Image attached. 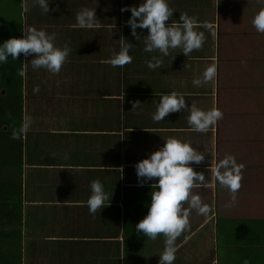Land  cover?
<instances>
[{
	"label": "crops",
	"instance_id": "0c3cea01",
	"mask_svg": "<svg viewBox=\"0 0 264 264\" xmlns=\"http://www.w3.org/2000/svg\"><path fill=\"white\" fill-rule=\"evenodd\" d=\"M168 3L175 8L177 15L185 7L181 14L196 20L195 30L202 32L200 25L204 27L205 22L201 17L205 10L211 15L208 6H212V0H168ZM25 16L24 10V25ZM74 23L69 27L75 28L79 35L75 32L69 38L61 30L59 35L62 39H57L67 42L61 44L69 48L59 72L32 68L34 78L31 84L38 89L39 85L45 86L43 89L48 93L32 103L39 105L35 106L36 113L32 110L29 127L35 142L33 147L52 157L49 160L53 164L48 166L45 174L47 183L41 185L49 186L50 190L60 187V191L66 193L89 191L88 181L84 180L87 170L104 169L106 162L117 170L111 175L118 177L119 191H123L126 185L128 190L135 191L132 206L144 207L150 201L148 196L146 201L145 194L153 190L152 181L138 185L134 164L161 147L168 138L188 142L205 156L204 161L193 165V168L204 174L206 186L194 187L191 191L201 197L209 211L204 215L197 214L194 209L189 211V224L175 241L176 253L172 264H264V168L252 167L250 160L234 155L236 163L242 167L240 187L233 201L232 194L218 183L214 175L216 164L227 155L221 156L219 150H224L232 139L227 137V122L218 120L207 132L201 133L190 130L187 108L169 113L161 121L151 118L158 97L171 92L182 95L186 106L205 109L206 93L193 83L199 80L196 63L200 60L199 50L194 49L184 56L180 48L169 49L161 64L150 69L146 61L161 54L158 50L144 51L143 36L147 34L144 29L139 31L138 40L129 41L132 60L125 72L105 74V60L119 50L121 41L119 45L109 46L102 35L98 37L97 31L88 34L87 29L72 27ZM104 47L109 53L106 59ZM28 59L30 61L31 56ZM137 101L141 103L132 108ZM216 101L215 98V106L211 104V108L217 107ZM211 143L215 144L213 151L209 150ZM66 199V206L81 204V201ZM184 207H188L187 202ZM68 219L56 216L50 221V227L71 222ZM219 219L227 227L220 244L216 234ZM109 239L113 242L115 238ZM118 240L120 259L116 262L120 264H158L159 254L164 248L162 234L154 240L146 236L141 238V242L136 247L133 243L126 253L123 238ZM96 251L98 255L86 258L82 256L86 247H77L73 250L75 256L72 254L69 259H61L63 264H114L112 259ZM53 253L54 250L50 249V254Z\"/></svg>",
	"mask_w": 264,
	"mask_h": 264
},
{
	"label": "trees",
	"instance_id": "16d2710c",
	"mask_svg": "<svg viewBox=\"0 0 264 264\" xmlns=\"http://www.w3.org/2000/svg\"><path fill=\"white\" fill-rule=\"evenodd\" d=\"M139 2L142 0H50L49 12L43 13L32 0H27L24 28L32 26L54 32L55 43L64 46L61 43L67 42L57 39L61 38V30L69 38L77 32L69 27L75 22L76 12L85 7L96 8L102 26L87 29V33L97 31L98 37L102 35L109 46L119 45L121 40L128 43L140 37L136 39L131 35L125 23L130 12H121V8L136 6ZM169 7L173 10L169 22L177 21L181 11H185L182 7L177 15L175 8ZM139 31L142 30L137 29V33ZM107 55L104 47L105 59ZM127 65L113 67L105 63V74L125 72ZM32 68L28 56L23 55H18L16 60L9 57L0 63V264H63L62 259H69L72 254L75 256L73 250L77 247H86L83 257L98 255L97 249L114 264H120L116 262L120 259L118 238L122 237L125 242V253L133 243L136 247L141 242L144 236L136 232L134 226L147 213V206H132L135 191L128 190L125 185L121 193L118 177L111 175L117 170L106 162L104 169H88L84 179L88 181L89 191L90 182L99 180L109 196L110 203L95 213H90L85 203L89 191L66 193L61 192L60 187L50 190L49 186L41 185L47 183L45 174L48 166L53 164L49 160L52 157L33 147L35 142L30 134V124L26 132H20L23 118L31 117L33 111L36 113L35 106L39 104L33 105L34 100L48 94L43 85L33 91ZM117 81L120 83L119 75ZM147 196L150 197V193L145 194V199ZM64 198L71 202L81 201V204L66 206ZM56 216H66L71 222L50 227V221ZM220 220L216 229L219 244L223 243L221 238L227 228ZM110 237L115 238L113 242ZM50 249L54 250L53 254Z\"/></svg>",
	"mask_w": 264,
	"mask_h": 264
},
{
	"label": "clouds",
	"instance_id": "9594fccd",
	"mask_svg": "<svg viewBox=\"0 0 264 264\" xmlns=\"http://www.w3.org/2000/svg\"><path fill=\"white\" fill-rule=\"evenodd\" d=\"M49 2L50 0H32L33 5L38 6L43 13L49 12ZM125 10L130 12L125 23L129 26L133 37L137 39L139 36L137 29L147 30V34L143 36L144 51L158 50L161 54L146 61L150 69L161 64L162 57L168 55L169 49L180 48L182 50L180 53L186 56L202 45L203 33L195 30L197 21L192 17L180 14L177 21L169 22L173 10L169 7L168 0H142L136 6L121 8V12ZM252 25L257 32L264 33V9L254 15ZM101 26L100 19L96 15V8L87 7L76 12L75 23L72 25V27L84 29ZM21 32L23 35L20 37H9L0 42V63L5 62L9 57L16 60L18 55L31 56L30 63L33 69L44 68L51 73H58L68 55V46H57L55 33L46 32L44 29L29 26L21 29ZM129 48L130 42L125 43L121 40L119 50L114 51L105 63L113 67L130 63L132 56L129 55ZM214 75L215 66H209L203 72L204 80H209ZM193 83L199 84L200 81L194 80ZM37 90V87L33 88L34 92ZM138 103L141 102H135L132 108ZM186 108L189 109L187 124L194 132H207L210 126L222 117L221 111L217 108L203 110L195 105L186 106L182 95L171 92L160 96L151 118L153 121H161L169 113ZM29 124L30 117L25 116L20 132H26ZM15 136L14 132L13 137ZM204 159V153L188 142L168 138L164 140L161 147L147 153L144 158L134 164L138 185L143 186L152 181L151 189H153L150 192L147 213L135 224L134 229L144 237L153 240L158 234L163 235L164 248L159 254L158 264H172L175 259V241L189 224V211L194 209L201 215L209 211L208 205L202 202L201 197L191 191L194 187L206 186L204 174L193 168V165L201 164ZM241 167L242 165H238L231 155H226L215 166L216 180L228 189L233 201L240 187ZM108 201L109 196L103 184L99 180H92L90 195L85 202L88 211L95 213L98 209L101 210L107 206L110 203ZM185 202H187V208L184 207Z\"/></svg>",
	"mask_w": 264,
	"mask_h": 264
},
{
	"label": "rangeland",
	"instance_id": "374dc122",
	"mask_svg": "<svg viewBox=\"0 0 264 264\" xmlns=\"http://www.w3.org/2000/svg\"><path fill=\"white\" fill-rule=\"evenodd\" d=\"M24 2L0 0V42L23 35ZM212 6H208L211 15L205 10L201 17L204 41L197 49V85L206 93L202 109L215 106L216 98V108L222 113L219 120L227 122V137L232 139L219 150L221 156H244L252 167L264 168V33L252 25L254 15L264 9V0H212ZM209 66H215V75L204 80L203 72Z\"/></svg>",
	"mask_w": 264,
	"mask_h": 264
}]
</instances>
